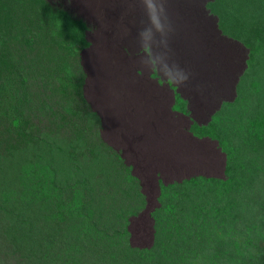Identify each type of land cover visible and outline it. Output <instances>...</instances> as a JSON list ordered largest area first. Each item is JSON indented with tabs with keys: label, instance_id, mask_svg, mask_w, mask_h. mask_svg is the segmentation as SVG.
Here are the masks:
<instances>
[{
	"label": "trees",
	"instance_id": "1",
	"mask_svg": "<svg viewBox=\"0 0 264 264\" xmlns=\"http://www.w3.org/2000/svg\"><path fill=\"white\" fill-rule=\"evenodd\" d=\"M60 15L63 22L45 0H0V264H264V187L244 183L220 193L228 203L214 208L220 221H173L155 229L149 248L131 244L138 196L110 190L117 180L96 184L95 167L80 160L85 128L95 123L83 75L70 73L72 45L84 40ZM58 22L69 32L60 35ZM11 42L23 58L41 47L40 63L13 61Z\"/></svg>",
	"mask_w": 264,
	"mask_h": 264
},
{
	"label": "rangeland",
	"instance_id": "2",
	"mask_svg": "<svg viewBox=\"0 0 264 264\" xmlns=\"http://www.w3.org/2000/svg\"><path fill=\"white\" fill-rule=\"evenodd\" d=\"M50 1L56 5L57 9L69 11L72 19L78 20L79 18L85 24V42L83 45H77L74 48L77 61H75V64L71 66V69L76 71V73H81L83 75L84 81L81 85V91L87 99L89 109L94 111L102 120L99 125V129L101 130V139L107 146L111 147L113 151L120 152L119 154L122 157V160L118 159L117 163L114 162L110 165L112 179L120 178L117 182L119 184L118 187H113L110 190H116V193L119 194L140 197V201L137 199L134 206H139L141 214L140 216L133 218L131 221V233L134 243H139L141 245L148 243L151 237V227L154 223L152 218L156 219L157 224L156 222L155 224L157 227L160 226L162 228L167 227V224L172 223L173 221L179 225L178 227L184 228L193 225L199 226L210 221H220L221 219H217L215 217L214 208L217 206L218 201H220L221 206H224L225 208H227L228 204L226 202H221L220 200V193L222 190L234 189L239 185V183H244V185H250L251 187L254 185V191L264 187V43L260 48L254 51L249 63L250 68L247 67V75H251L250 81H248V88H246L245 84L244 86L241 84L242 75L244 76V72L246 70V68L243 69L246 65V55L244 52L245 48L239 44L238 56L242 57L243 64L240 66L239 62L242 60L240 58V60L237 59L232 61V65L235 63L233 66L237 68V74L233 72V76L238 78L240 81V98L238 102L236 101L237 105L234 104L232 106L233 110H231V104H228L227 107L225 106L224 108H230L227 110L225 109L226 113H221V108L219 110L217 109V105L220 100L216 96H213L212 108L215 113L214 116H210L212 120L208 123L204 120L202 124L193 125L197 128V130H191V133H194L197 137L195 141L191 135H187V137H190L187 138V142L184 145L188 143L187 148L190 149L189 151L196 150V152L198 151L197 147L200 144V134H202V137H205L203 134L208 136L204 138V140L207 139L205 149L207 154L206 159L204 160L207 162L205 163V170H200V168L202 169V166L198 158H196L197 156H194L196 155L195 153H186L187 156H189L186 157L189 159L188 161L196 158L195 162L189 164L191 168H196L198 171L192 172L195 174H206L197 178L217 177L218 179H200L184 182L183 185L161 187L162 196H160V194L158 195L159 181H165L168 185V182L170 184L174 181L179 183L181 181L188 180L178 178V175L176 174V171H182L187 168L184 166V169L183 167L179 168V161L175 162L172 160V164L174 165L170 162L169 164H171V166L169 167L168 163L166 166L167 170L171 171L172 177H166L163 175V178H161V174L159 173H156L157 175H155L154 173L149 172L148 174L143 171L146 166L150 165L152 160L149 164H146L143 162L145 159L144 157H141L142 154L135 156L134 140L137 136L143 134L142 130H145L146 125L148 124L147 122L151 120V116L148 111V105L146 106V109H142L139 112L137 110V105L132 103H142L140 100L143 99L146 94L148 95L150 89L152 88L151 85H153L152 81L148 80L149 77H153V75H149L142 71L141 65L138 62V42L135 41L134 38L130 39L132 37L131 33L133 29L138 26L140 21H142V11H138L137 9L134 10V4H129L130 0H112L114 8L111 11L105 5L109 2V0H65L59 7L56 4L58 3V0ZM194 1L195 2L181 5H179L181 1H175V5L169 8V12L173 20L177 21L180 16L184 14L180 11V9H183L185 12L193 13V16H196L197 14L199 16V13L203 11L200 0ZM236 2L237 3L232 4V9L238 10V12L235 14V19L233 20L235 21L232 25L233 29H231V26L229 27V31L239 35L242 33H240L236 28V20L240 10H242L249 3L256 2V7H260V12L263 13L259 15V17L264 18V0H236ZM121 5L124 7L126 5V7L123 8ZM223 6H225V1L221 0V2L217 4V11L221 12V7ZM128 13L132 16H127L129 15ZM202 15L204 19L207 18V14L202 12ZM254 16L255 13L253 11H247V13H245L246 18H253ZM193 19L194 18L192 17L188 20V24H193ZM128 25L131 29L128 28ZM222 30L225 32L223 28ZM256 35H258L257 32L254 36ZM183 36L184 35L181 37ZM128 39L130 40L127 43L131 49L126 47V42L124 41ZM173 45L176 46V43ZM10 46L11 48L9 49L8 54L13 55L11 59L17 63H21L25 69H27V64L34 63L36 65L40 63L41 55L44 52L41 47L35 46L32 50H29L27 57L23 58V55L19 52H15L13 42L10 43ZM37 48L40 49L37 51ZM176 49H179V47ZM227 51L229 53H233L234 48H227ZM173 54L175 55L174 52ZM126 56L130 57L126 58ZM20 57H22L21 60ZM191 57L192 54L188 57H184V60L190 61ZM38 58L39 60H37ZM94 62L102 63V67L98 73L96 70L98 66L96 67L93 65ZM210 63L214 64L211 69L208 68L210 76H213L220 70L216 67V64H218L217 61L213 60V62L210 61ZM90 73H93L91 77H89ZM229 88H231V86ZM176 100H178V98H176ZM176 107L183 108V104L176 102ZM108 108H110V111L112 110V116L116 117V123L118 120V125L116 124V131L121 125V120H123V122L127 121L126 123L129 124L133 122L134 124L136 123L134 126L132 124L130 129L126 130L128 132L124 131L126 134L124 133V137L120 139L121 141L116 139L117 137H113L111 135L112 130L115 129H113L114 127L111 123L106 122ZM244 108H249L250 112ZM228 110L229 113H227ZM136 111L139 113H136ZM87 112H89V110H87ZM220 114L221 116H218ZM86 116H88V114ZM141 121L143 122L141 123ZM193 126L192 128L194 129ZM93 128L94 125L90 129ZM133 131L134 134H132ZM89 133H92V130L85 128L83 140L84 145L86 147H89L91 144L102 146L99 143L100 139L89 135ZM210 136L215 139H211ZM136 140L139 143V138H136ZM210 140L212 141V144ZM197 141L198 144L196 145ZM214 141L219 143L222 154L226 155L227 173L232 175V177H230L231 182H228L224 188L220 186L214 187L211 190L207 189L209 187H204L202 189L198 185L206 182L212 183L213 180H222V177L226 176L225 161L223 163L224 171L221 170V175H216L218 171L212 169V162L214 163L216 160L219 161V157L222 160L224 159V155H216L218 152H215V149L218 150L219 147L215 146ZM84 151H86V149ZM149 156L152 159L154 157L153 155ZM217 156L219 157L217 158ZM155 161L159 163L161 162L157 159H155ZM107 178H110L109 175L107 173H103L102 182L104 183ZM94 182H96V184L100 183V181L96 178H94ZM257 195L258 193L256 192V195L254 196ZM160 200L163 206H166V204L170 202H174V204L169 206L170 210L168 211H155V209L160 206ZM143 206L145 207L143 208ZM164 209L167 208L165 207ZM151 213L153 214L152 216H150Z\"/></svg>",
	"mask_w": 264,
	"mask_h": 264
},
{
	"label": "bare ground",
	"instance_id": "3",
	"mask_svg": "<svg viewBox=\"0 0 264 264\" xmlns=\"http://www.w3.org/2000/svg\"><path fill=\"white\" fill-rule=\"evenodd\" d=\"M175 1H178V2L181 1L179 5L195 2L194 0H169L168 8H171L173 5H175L174 4ZM224 1H225V6H223L222 8L224 9L225 13H221V14L225 16L218 15L210 11L208 9V3H210L209 0H200V4H201L203 11L199 13V16L198 14L196 16H193V13L185 12L183 9H180V11L184 14H182L180 18L177 21H175L176 32L171 38V47H172L173 52L175 53V55L173 54V59L177 63H179L181 67L185 68L187 71L191 73L192 75L191 82L187 86H182V87L177 88L172 85L166 84L162 80L160 81L159 77L155 73L149 74V75H153V77L150 76L148 79L149 81H152L153 85H151L152 88L150 89L148 95L146 94L143 97V99L140 100L142 101V103L141 102L132 103L134 105H137L138 107L137 110L139 112L142 109H146V106L148 105L149 106L148 111L151 116V120L147 122L148 123L147 125L145 124L146 125L145 130H142L143 134L136 137V138H139V143L134 137L135 146L134 145L133 146L135 147V151H134L135 156L142 154L141 157H144L145 160L143 162L146 164L147 163L149 164L152 160L150 165L146 166L145 169L144 170L142 169V170L148 174L149 172L154 173L155 175H157L156 173H159L161 174L160 175L161 178H163V175L166 177H172L171 171L167 170V167H166L167 163L169 164L171 162L172 164L173 161L175 162L179 161L180 163L179 168H182L183 166L187 168V169H184L183 167L184 170L182 171H179L177 169L178 171H176V174L178 175L177 176L178 178L188 179V180H184V181L180 180L181 182L179 183L177 181H174L173 183H170V184L168 182V185L165 181H159L158 195L160 194V196H162L161 187L163 188V187H167L170 185H173V186L183 185L184 182L195 181V180H200V179H203V180L204 179H218L217 177L197 178V177H200L206 174L205 173L203 174L193 173V172L198 171V169L191 168L189 164V163L195 162L196 158H198L202 166V169L200 168V170L201 171L205 170L206 168L205 163L207 162H205L204 160L206 159V154H207V151H205L207 139L204 140V138L208 136L206 134H203V136L205 137H202V134H200L199 136L200 144L197 147L198 149L197 152L196 150L189 151L190 149L187 148L188 143L186 145L184 144L187 142V138L190 137V136L187 137V135H191L194 141L195 139H197L195 134L191 133V130L192 131L197 130V128L194 127L193 125L202 124L204 120L207 123L212 120L210 116L211 115L214 116V113H215L212 108L213 107L212 105L213 96H216L220 100L218 102L217 109L219 110L221 108V113L225 112L232 105L234 104L237 105L236 101H238V98H239L240 81L238 80V78L233 76V72L237 74V68L233 66L235 63L232 65V61H235L237 59L240 60V58L242 59V57L238 56V50H239L240 45H242V47L245 48L244 52L247 58L246 46L242 41H240L239 35H236L229 31V27H231L233 23L235 22L233 20L235 19L236 11L232 9V4L230 0H224ZM129 4L131 5L134 4L133 5L134 10L137 9L138 11H142V9L139 7L138 4L134 2V0H130ZM105 5L110 11L114 8V5L112 4V0H109V2L106 3ZM121 6L123 8L126 7V5L125 7L123 5ZM202 12L207 14L206 19H204ZM127 16H132V15L129 14ZM192 17L194 18L193 24L190 25L188 24V20H190ZM78 20H80L83 23L81 19L78 18ZM141 20L142 21L138 23V26L133 29L131 33L132 37L130 39L134 38V40L137 41L136 33L138 29H140L146 22V17L143 11H142ZM236 22H237L236 28L238 29V31L241 33H244L245 32L244 25L242 21L240 20L239 16H237ZM128 28H129V25H128ZM222 28L224 29L225 32H223ZM231 29H233V26L231 27ZM182 35L184 36L181 37ZM130 39L124 40L126 42L127 48H130L127 43L129 42ZM174 42L176 43V46L179 47V49H176L178 47L173 45L175 44ZM83 44H80V45H83ZM230 47L234 48L233 53L231 52L229 53L227 51V48H230ZM97 52H102V51H97ZM190 54H192L191 60L185 61L184 57H188L190 56ZM128 57L130 56H126V58ZM213 60L217 61L218 64H216V67L219 68L220 71L219 72L217 71L215 75L210 76V72L208 68L211 69V67H213L212 65L214 64L210 63V61L213 62ZM239 63H240V66H242L243 59L240 60ZM93 65H95L96 67L98 66V68H96L97 73H98L102 67L101 66L102 63L94 62ZM246 67L247 65H245L243 69H245ZM92 74L93 73H90L89 77H91ZM81 85L82 83H80V90H81ZM230 86L231 88H229ZM81 96L86 103V110H89L88 113H91V115L89 114L88 116L94 117V120H95V123L93 124L94 128L91 129L92 133H89V135L93 137H98L100 141L102 142L101 143L98 140L100 145L102 146L91 144L89 147H86L84 145V150L86 149V151H84V156H82L80 160L84 161L86 166L89 167L90 169H94L95 167L94 171H89V172H91V175H93L94 178H96L97 180L102 181L103 173H107L110 178H107L105 182L111 183L115 180L119 181L120 178L112 179L110 165L114 162L117 163L118 157L120 160H122V157L119 154L120 152L113 151L111 147L107 146L103 142V140L101 139V130L99 129L100 128L99 125L102 122V120L96 115L94 111H91L89 109L88 104H87V99L85 98L82 91H81ZM176 98H178V100H176ZM176 102L183 104V108H177ZM228 104H231V106L228 108H224L225 106L227 107ZM109 109L110 108H108L107 110L106 122L111 123L114 127L113 129H115V130H112L111 135L113 137H117L116 139L120 140L124 137V133H125L124 131L130 129L131 125L133 124L134 126L136 123L134 124L133 122L129 124V123H126L127 121L123 122V120H121L122 121L121 125L116 131V124L118 123V120L116 123V117L112 116L111 114L112 110L110 111ZM138 111H136V113H139ZM142 122L143 121H141V123ZM192 126L194 127V129L192 128ZM132 134H134V131ZM212 138L213 137H211V139ZM198 141L196 142V145L198 144ZM210 142L212 144L211 140ZM214 143H215V146L219 147V143L217 141H214ZM136 150H138L139 152ZM216 151L218 152V154L216 155H220V156L224 155L222 154V150L220 147L218 150L215 149V152ZM188 152L195 153L196 155L194 156L195 157L197 156V157L196 158L193 157L194 158L193 160L188 161L189 159L186 158V157H189L186 154ZM149 155H153L154 156L153 159ZM80 157H81V154H80ZM218 157L219 156H217V158ZM155 159H157L158 161H161L162 159L163 160L159 163L155 161ZM219 159H220L219 161L216 160L214 163L212 162V169L218 171L216 175H221L220 174L221 170L224 171V168H223L224 161H225V169H226V160H227L226 155H224L223 160L220 157ZM171 164H169V167L171 166ZM222 178L224 179L225 177H222ZM173 204L174 202H170V203H167L166 206H168V209H169V205H173ZM145 206H143V208ZM161 210H163V204H161V200H160V206L157 209H155V211H161Z\"/></svg>",
	"mask_w": 264,
	"mask_h": 264
},
{
	"label": "clouds",
	"instance_id": "4",
	"mask_svg": "<svg viewBox=\"0 0 264 264\" xmlns=\"http://www.w3.org/2000/svg\"><path fill=\"white\" fill-rule=\"evenodd\" d=\"M45 1H47L52 6L53 10L59 14L60 22L64 21L60 13L61 12L62 13L65 12L66 14L68 13L69 20L73 21L74 23L73 24L71 22V29H72L71 31H74V33L75 31H77L78 38L83 37V40L85 42V37H84L85 27L81 26L80 24L81 21L72 19L69 11L63 10V9L61 10L57 9L56 5L52 3L50 0H45ZM64 1L65 0H58V3H56L57 6L59 7L60 4L62 5ZM209 1L210 3H208V9L210 11L218 15H223L221 13H225L222 7H221L222 9L221 12L217 11V4H219L221 0H216V2L215 0H209ZM134 2L139 5V7L142 9L146 17V22L140 29H138L136 33V39H137L138 48H139L138 62L141 65V70L147 74L155 73L159 77L160 80L174 87L179 88L182 86H187L191 82V79H192L191 73L187 71L185 68L181 67V65L173 59L171 38L176 32V23L173 20L169 12V8H168L169 0H134ZM67 4L70 5L69 3ZM247 11L248 12L253 11L255 13V16L253 18H246V23L244 27L245 32L242 34H239V36H240V41H242L246 46V53H247L246 65L247 67L250 68L249 63L251 61L252 54L254 53L256 49L260 48L262 44L264 43V35H263L264 34V18L259 17V15L263 13L260 12V7H256V2L249 3L247 7ZM60 22H58L56 31L60 35L68 33L69 32L68 29L70 27L67 26L68 29L63 28V27H58ZM73 25H75L76 27L73 28ZM256 32L258 33V35L254 36ZM77 45H80V43L72 45V56L70 57L71 66L75 64V61H77V58H76L77 56L74 53V48ZM61 46L64 47V42L63 44H61ZM60 54H62L61 48H57V51L55 49V59L57 58L59 64H61L62 62V58ZM71 66H70V73L72 74L73 78L75 77V80H78V74H76V71H73L71 69ZM247 67H246L244 76L241 78V84H243V86L245 84L246 88H248L247 87L249 86L248 81H250V78H251L250 77L251 75L249 76L247 75ZM56 72H60L59 74H63L62 73L63 71H61V69H56ZM239 98H240V95H239ZM244 109H247V111L250 112L249 108H244ZM84 119L86 120V118H82V119H77V121L79 124L83 123L85 127ZM230 177H232V175L227 173V167H226L225 178L223 180H213V181H219V182L227 181L228 183V182H231ZM227 178L228 180H226ZM212 183L206 182L198 186H200L202 189L204 187H209L207 189L211 190ZM137 199H139L140 201V197H138ZM166 199L169 200L168 198ZM133 207H134V203H133ZM165 207L167 209H164ZM134 210L137 212V216L130 218V225H129V231L131 234L130 236L131 244L141 249L149 248L153 244V241H154L155 229L158 228L156 225L157 224L156 219L152 218V220H154V223L151 227V237L148 243L144 245H141L139 243H134L133 236L131 233V223H132L131 221L133 218H136L140 216L141 214V211H139L138 205L135 206ZM168 210H170V207L168 209V206H163V210L161 211H168ZM152 213L150 214V216L153 215Z\"/></svg>",
	"mask_w": 264,
	"mask_h": 264
},
{
	"label": "crops",
	"instance_id": "5",
	"mask_svg": "<svg viewBox=\"0 0 264 264\" xmlns=\"http://www.w3.org/2000/svg\"><path fill=\"white\" fill-rule=\"evenodd\" d=\"M230 2H231V4L237 3L236 0H230ZM247 7H248V5H246L242 10H240V12L238 14V16H239L240 20L242 21L244 27H245V23H246L245 13H247ZM235 11H236V13L238 12V10H235Z\"/></svg>",
	"mask_w": 264,
	"mask_h": 264
}]
</instances>
